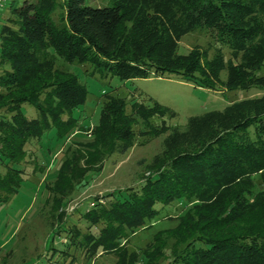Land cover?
I'll return each instance as SVG.
<instances>
[{"label": "trees", "instance_id": "1", "mask_svg": "<svg viewBox=\"0 0 264 264\" xmlns=\"http://www.w3.org/2000/svg\"><path fill=\"white\" fill-rule=\"evenodd\" d=\"M195 30L209 36L210 56L196 46L177 52L178 38ZM52 54L121 80L154 76L212 90L261 92L190 115L182 128L168 125L164 117L173 111L152 98L132 102L127 112L123 98L108 95L90 138L71 149L53 181L44 184L56 235L62 232L67 244L89 256L113 253L112 264H264V0H112L108 6L22 0L12 6L0 25V201L25 179L18 165L27 162L31 138L47 129L61 137L76 125L64 113L83 103L86 89L75 74L53 67ZM21 103L33 106L37 116H25ZM135 116L141 134L152 138L168 131L146 174L135 185L92 196L80 212L82 222L69 221L67 228L65 204L85 186L87 172L132 145ZM173 200L189 204L177 223L156 232L139 254L128 250L123 242L129 233L157 217L159 204ZM163 233L174 243L172 258L160 263ZM51 238L46 262L61 264L51 258Z\"/></svg>", "mask_w": 264, "mask_h": 264}, {"label": "rangeland", "instance_id": "2", "mask_svg": "<svg viewBox=\"0 0 264 264\" xmlns=\"http://www.w3.org/2000/svg\"><path fill=\"white\" fill-rule=\"evenodd\" d=\"M21 1L0 2V25L10 16L11 7L20 5ZM83 3L90 6H108L112 4V0H83ZM52 18L57 21L56 14ZM194 46L200 49L207 48L209 56L213 52V44L204 31H190L177 40V52L184 53ZM221 50L225 57L229 56L226 47ZM52 59L54 68L76 75L86 89L85 99L82 104L64 113L76 118V125L69 133L56 137L54 129H47L39 139L31 138L26 147L29 153L27 162L25 165H18L24 168L25 179L17 192L7 201H0V264H48L44 250L50 236H52L50 246L56 250L51 258L58 257L61 264H112L116 258L113 253L97 251L92 256L86 255L83 249L67 244L68 238L62 232L58 235L54 233L55 220L53 221L50 216L51 201L49 197L46 199L48 192L44 189L45 183L53 181L62 158L71 149L82 145L90 138V128L97 120L102 101L108 95L121 97L125 101L126 111L129 112L132 102L148 103L149 98H152L173 111V116L164 117L166 123L182 128L190 115L222 109L234 100L257 96L261 92L255 87L212 90L174 78L154 76L121 80L112 75L91 74L88 63H68L55 54H52ZM220 77L221 79L225 77L224 69L221 70ZM218 87L220 88V85ZM20 110L27 117L37 116L36 109L27 103H21ZM135 118L133 129L136 133L132 145L124 153L114 152L106 156L98 171L87 172L85 186L65 204L66 213L62 220L66 219V227L69 221H76L77 224L82 222L80 212L89 207L92 196L115 188L124 189L135 185L140 175L146 174L147 163L152 155L160 150L161 140L168 131L150 138L139 133V130H142L141 122L138 117ZM151 121L158 123L160 119L154 116ZM0 171H4L2 166ZM188 206L189 204L182 200L159 204L157 217L133 229L123 242L124 245L128 250H134L139 254L146 245L154 242L153 235L156 232L173 227ZM161 237H164L167 243L163 257L159 259L160 263L172 258L174 243L172 236L165 237L163 233ZM138 261H143L142 255L138 256Z\"/></svg>", "mask_w": 264, "mask_h": 264}, {"label": "built area", "instance_id": "3", "mask_svg": "<svg viewBox=\"0 0 264 264\" xmlns=\"http://www.w3.org/2000/svg\"><path fill=\"white\" fill-rule=\"evenodd\" d=\"M2 0H0V2H1Z\"/></svg>", "mask_w": 264, "mask_h": 264}]
</instances>
